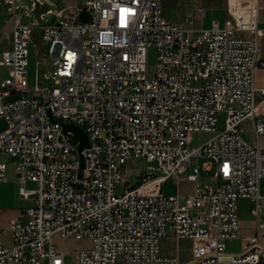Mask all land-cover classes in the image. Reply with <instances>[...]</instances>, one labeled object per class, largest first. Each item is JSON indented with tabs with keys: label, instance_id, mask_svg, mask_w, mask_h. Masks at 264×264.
I'll return each instance as SVG.
<instances>
[{
	"label": "built area",
	"instance_id": "1",
	"mask_svg": "<svg viewBox=\"0 0 264 264\" xmlns=\"http://www.w3.org/2000/svg\"><path fill=\"white\" fill-rule=\"evenodd\" d=\"M163 1L88 0L71 15L55 11L59 19L36 35L49 42L54 59L45 75L51 84L44 85L39 67L33 84L28 76L37 30L24 22L31 9L8 1L12 47L0 52V68L7 69L0 76V118L7 123L0 154L14 160L19 196L33 204L26 223H11L13 245L0 239V264H66L67 254L52 239L56 233L91 239L78 252L79 264H182L178 254H160V239L169 234L193 240L186 264H264V108L256 102L264 88L255 83L256 71L264 69L260 2L245 7L250 23L236 15L235 0L223 25L196 28L193 14L169 20ZM197 14L203 18L207 9ZM151 48L158 53L153 75ZM221 114L225 127L218 131ZM246 120L253 121L255 141L242 135ZM62 122L82 127L91 139L83 168L79 140L63 132ZM196 132L213 136L191 149ZM193 156L206 158L201 168L213 172L211 179L203 182L201 168H191ZM132 157L156 162L158 172L147 173L139 186L124 180L118 193ZM6 168L0 162V182L7 181ZM162 177H173L177 186L185 179L193 192L148 193L146 186ZM241 198L255 203L257 232L240 253H228V240L240 235Z\"/></svg>",
	"mask_w": 264,
	"mask_h": 264
},
{
	"label": "rangeland",
	"instance_id": "2",
	"mask_svg": "<svg viewBox=\"0 0 264 264\" xmlns=\"http://www.w3.org/2000/svg\"><path fill=\"white\" fill-rule=\"evenodd\" d=\"M9 0H0V24L1 20L8 17L11 18L9 11ZM31 10L26 11L24 22L29 23L32 27L36 28V33L29 42V81L33 84L36 81V73L39 67L40 83L51 84L46 79L45 75L49 70H53L54 59L49 52V42L43 41L41 36L36 35L41 30L42 25L48 24L47 22L57 21L59 16L55 14V11L62 13V15H71V12L76 6L85 5L88 0H50L52 4L45 0H21ZM233 0H164V15L171 21L178 22L183 19L187 14H193L195 16L196 28H210L213 26V21L218 20L223 25L227 15H229V5ZM264 6V0L259 3ZM6 5V6H5ZM249 5L247 0H239L235 12L245 10V7ZM200 6L207 7L208 12L205 17H200L197 14V10ZM261 9V8H260ZM8 11V13H7ZM227 11V12H226ZM11 20V19H10ZM12 27V21H10ZM12 33V32H11ZM12 36V34H11ZM10 36L7 30L0 32V48L9 47ZM9 50V49H8ZM6 51V50H4ZM3 52V51H0ZM157 50L151 48L148 52V69L149 74L153 75L156 70L157 63ZM39 62V66L37 63ZM225 127V115L218 116L217 129L221 131ZM242 135L247 140L251 139L250 132L245 128L244 123L241 125ZM213 133L209 132H196L194 133L189 147L196 149L203 145L206 141L212 138ZM205 157L193 156L191 158V168L195 166L202 167ZM157 163L147 160L146 158L132 157L128 164L123 168L121 172L122 181L117 185L116 191L122 192L127 181L128 185L139 186L142 184L143 176L147 173H157ZM213 172L203 171L201 168V180L207 181L211 179ZM210 184H215L214 180L209 181ZM31 186V185H30ZM31 187L35 188L36 185ZM189 187L187 184L181 186L185 191ZM147 192L157 195L170 196L176 194V185L172 178H169L163 182H152L147 186ZM188 190V189H187ZM261 195L264 196V177L261 180ZM255 203L250 198H241L239 200V217H240V235L238 239L228 240L226 251L228 253H240L243 250L245 244V238L252 235L255 232L256 215L252 213V208ZM261 218L264 220V206L261 209ZM53 242L61 251L66 252L67 264H77L78 252L82 249L89 248L92 245V241L89 238L76 239L74 236L66 238L61 237L56 233L52 236ZM3 240H8L6 237ZM193 246L194 242L191 239H180L177 241L174 235L169 234L166 237L160 239L159 248L161 255H171L179 252V258L182 264L190 262L193 258ZM26 264V263H25Z\"/></svg>",
	"mask_w": 264,
	"mask_h": 264
},
{
	"label": "crops",
	"instance_id": "3",
	"mask_svg": "<svg viewBox=\"0 0 264 264\" xmlns=\"http://www.w3.org/2000/svg\"><path fill=\"white\" fill-rule=\"evenodd\" d=\"M235 1V0H233ZM239 1V0H238ZM248 2H252L253 5H258V2H261V0H247ZM6 6V5H5ZM261 9L259 11L258 17H257V24L260 28H264V6L261 4ZM204 7V6H200ZM207 9V7H204ZM208 12V9H207ZM227 12V11H226ZM8 13V11H7ZM236 15L243 18L241 19L242 22L250 23L251 19L247 14H245V10H241L239 12H235ZM229 15H227L228 17ZM226 17V18H227ZM11 18L8 17L6 19H3L0 24V32L3 30H7L8 34L10 36V44L9 47H3L0 48V51L11 49L12 47V27L10 20ZM245 20V21H244ZM218 21V20H214ZM220 24V21H218ZM221 25V24H220ZM259 58L264 60V31L262 32L260 38H259ZM7 75V69L4 67L0 68V76L4 77ZM40 79V77H39ZM255 83L258 88H264V69H258L256 71L255 76ZM264 96L260 93L257 94L256 102L258 105H260V109L264 108ZM264 118V117H263ZM245 128L250 132L251 139L249 141H255V132H254V125L252 120H246L244 122ZM7 128V123L4 119L0 118V133L3 132ZM259 144L262 149H264V134L259 139ZM0 162H4L7 164V168L5 171V175L7 177V181L0 182V239L1 241L11 247L13 245V233L10 229L11 223L14 220H21L23 223H26L29 219L27 215V209L33 204V200L30 199H23L19 196L18 192V179L17 174L15 171V165L14 160L6 153L0 154ZM169 178H172L174 183L175 179L173 177H162L161 179H158L157 182H163ZM183 184H187L189 187L186 188L185 191L182 190L181 186ZM29 188L32 185H35L32 182L27 183ZM31 185V186H30ZM176 185V183H175ZM188 189V190H187ZM194 184L191 182H188L187 180L183 179L179 182V185H176V193L179 192L181 194H190L193 192ZM263 196V195H262ZM260 219L264 221L261 218ZM257 232L256 228V222H255V232L252 234L254 235ZM6 237H8V240H3ZM176 239V238H175ZM65 252V251H64ZM66 253V252H65ZM179 255V252L176 254L171 255H164V256H174ZM43 264H48V261H43ZM67 264V261H66ZM77 264L78 261H77Z\"/></svg>",
	"mask_w": 264,
	"mask_h": 264
},
{
	"label": "water",
	"instance_id": "4",
	"mask_svg": "<svg viewBox=\"0 0 264 264\" xmlns=\"http://www.w3.org/2000/svg\"><path fill=\"white\" fill-rule=\"evenodd\" d=\"M80 20L83 22L88 21L89 20L88 12L84 10L80 15ZM53 121L55 120L53 119ZM61 124L64 133L71 132L74 138L79 140L78 150L80 152L81 167L83 168L85 166V158L84 155L82 154V151L83 149L91 146V139L82 127L69 122L68 123L62 122Z\"/></svg>",
	"mask_w": 264,
	"mask_h": 264
}]
</instances>
